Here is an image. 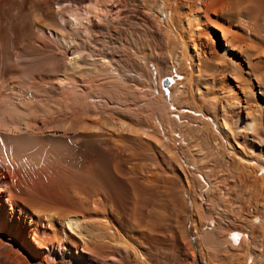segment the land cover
I'll list each match as a JSON object with an SVG mask.
<instances>
[{
    "label": "bare ground",
    "instance_id": "1",
    "mask_svg": "<svg viewBox=\"0 0 264 264\" xmlns=\"http://www.w3.org/2000/svg\"><path fill=\"white\" fill-rule=\"evenodd\" d=\"M45 125L108 133L123 150L132 133L200 202L229 197L232 176L253 208L215 203L216 217L203 203L194 260L264 264V0H0V264H188L183 231L158 253L122 196L55 191L43 164L68 138ZM218 159L220 171L205 165Z\"/></svg>",
    "mask_w": 264,
    "mask_h": 264
},
{
    "label": "rangeland",
    "instance_id": "2",
    "mask_svg": "<svg viewBox=\"0 0 264 264\" xmlns=\"http://www.w3.org/2000/svg\"><path fill=\"white\" fill-rule=\"evenodd\" d=\"M152 68L154 69L153 66H152ZM168 82H169L168 79L164 80V90L165 91L169 90V87L172 85L170 82L169 83ZM113 115L112 114L110 115L111 118L113 117L111 120H113L115 122L116 121L115 119H118L119 116L117 114L114 116ZM59 120H61V119H59ZM49 121H51V120H49ZM61 121L62 122H60V123L62 124L64 122V120H61ZM58 123H59V121H58ZM48 125H49V122H48ZM45 126H46L45 131H46L47 135L53 134L54 131H58V136L60 134V135H62V137H64V135L62 134L63 129L61 127L59 128V126H58L56 128V127H49L47 125H45ZM116 130L117 129H114V130H112V132L116 133L117 132ZM67 132L70 134V136L68 135V136L64 137V139L68 138L67 140H64V141H66L64 143L67 144V145L64 144L65 145L64 146L65 151H61V153L58 156L56 155L55 158H54L55 155H51V157L53 156V158H48V160L46 161V163L48 165L46 163L43 164L44 165L43 169H45V171L50 173L55 178L54 180H56L55 191L60 193L62 191L67 190L66 193L70 192V195L73 196L76 200H78V198L81 199L82 196L85 199L86 197H89V196L91 197V196H94L95 194L100 195L102 197V199L105 201V203L110 204V205H112L113 203H116L118 201V198H120V196H122L121 198H123L127 204L126 205V211L127 212L128 211L129 212H135V214H137L136 216L137 217L139 216L138 217L139 222L137 223L139 226V223L141 222V224H140L141 227H139V228L145 229L147 227V228H154L156 230L155 236L153 239L155 242L154 243L155 251H157L158 253H161L163 248L167 249L168 247H170L173 244V239H172L173 235L180 239V236H181L180 233H182L180 231H183V233H182V234H184L183 237H185L186 239L185 240L182 239V242H183L184 247L186 245L185 249H188V251H189V258L187 259V263L188 264H197L195 262L194 256H193V252H195V254H194L195 256L198 253L197 235L195 236L196 230L193 229V225L195 224V222H196V224H198L200 222L199 218L202 217V216H200V213L204 210L202 207L203 203L205 205V209L215 213L216 217H219L217 211L215 210V206L217 204L221 205L219 207L220 208L219 210H223V208H225L224 210H226V211L229 210V211H227L228 214H230L231 211H234V212H236L235 215H238L241 213H245V215H249L248 214L249 211L253 208V207H251V209H249L251 204L243 196V190H244L243 186L241 187L239 184L237 186V183H235L236 185H233L234 182H236V181L234 179H233L234 181H232L231 180L232 176H230V175L226 176L225 172H222V174L224 173L223 175L220 174L224 177L221 179L226 180V181H223V183L225 182L227 184L229 182V184H227V185H229V188L231 186V189H229V193L231 195L229 194V197L228 196L225 198L222 197L221 199L219 198L220 200H216V201L212 199V200H209L207 203L205 202V199L203 198L202 201L200 202L199 196H197V192H196V194H194V191L192 189L193 192L190 191L191 192L190 193L189 190L186 189V185L183 187L181 183L179 184L177 182L175 176H171L170 172L164 173V171L159 168L160 167L159 164L161 163L160 159L153 156L154 153L152 152V150L150 148H148V147L147 148H142V147L140 148L138 146L137 137L134 136L132 133L123 132L124 133L123 135L126 136L124 139H127L126 140V142H128L127 145L129 144V146H133V144H136L137 146L135 145L136 147L131 149V150H129V146H127L128 150H123L125 147L118 148V146L115 145V142H113L114 139H118V137H116V138L113 137L114 138L113 139L110 136V134H108V133H107V135L105 133V136H100V135L98 136L96 132L99 133L100 131H96V130L93 131L92 130V132L91 131H90V133L88 132L89 135L77 136V134H76V135L72 136V133H73L72 129L71 130L69 129V131H67ZM91 134H93V135H91ZM103 134H104V132L102 133V135ZM108 136H110V137H108ZM111 138H112V140H111ZM134 138H136V139H134ZM66 147H67V149H66ZM141 149H143V150H141ZM128 153H129V155H128ZM121 157H122V159H121ZM153 157H155V158H153ZM125 159H126V161H125ZM143 161H144L145 165H144ZM217 161L218 162L214 163V165H216V166H214L212 164V161H210V163H206L205 165H207V166L210 165V166H212L213 169L215 168L214 170L220 171L222 168L221 167L222 163H220V162L222 160L218 159ZM154 162L157 164L156 166H159V167L155 166V168H154V166H153V165H155ZM117 164L121 165V166H119V165L118 166L122 167L121 169H122L123 174H118L116 172V170H114L116 168ZM130 164H131L132 170L130 169ZM23 165H25V164H22L21 166L23 167ZM134 165H135V167H134ZM45 166H46V168H45ZM28 167H26V165H25V168L23 169V173L25 174L26 177L32 176L30 178H34L33 175H35V174H36L35 176H37V174H38V176L40 175V172H37L36 170H34L35 168L33 166H30V168H28ZM31 167H33V169ZM216 167H217V169H216ZM149 169H152V171L150 170V172H153V169H154V171L156 170L155 172L157 173L158 179L156 178L157 180H154V181H156L155 183H154V181H152L153 184L148 182L149 184L143 183V186H142L141 182H143L144 179H146L149 175H151L149 173L148 176L146 177ZM56 170H57V172H56ZM142 171H145L146 174ZM136 173H138V174H136ZM158 173L159 174L162 173V174L158 175ZM27 175H29V176H27ZM128 176L132 177V178L134 176L133 179H137L139 181L136 183V186L139 189V191L136 188L134 189V187H132V185L129 183V181H128L129 177ZM141 176H142V178H141ZM228 176H229V178H228ZM61 177H62V179H61ZM143 177H146V178H143ZM163 177H165V178H163ZM70 178H71V180H70ZM59 181H60V183H59ZM156 183H158V186ZM150 184H151V186H149ZM147 185H148V187H147ZM174 186L176 188H174ZM232 186H233V189H232ZM71 187H72V189H71ZM179 188H180V190H179ZM181 188H183V189H181ZM194 189H196V188H194ZM135 190L138 191L139 193L137 192L138 193L137 194L135 192ZM231 190H233V191H231ZM79 192H80V194H79ZM161 192L163 195L161 194ZM119 193H120V195H119ZM165 193H167V194H165ZM78 194H79V196H78ZM145 194H147V198H146ZM117 196H118V198H117ZM139 197L141 200L137 199ZM167 197H169V198H167ZM121 198H120V200H123ZM137 201H138V203H137ZM3 202L6 204L7 208L9 209L10 205L8 204L6 197L3 199ZM181 203H184V204L181 205ZM215 203H216V205H215ZM243 205H246V206H243ZM173 206L175 208H173ZM239 206L244 207V208L242 207L244 212L241 211V208ZM198 207H199V209H198ZM221 207H223V208H221ZM237 207H239V208H237ZM166 208L169 210H167ZM175 209H177L178 212ZM234 209H236V210H234ZM158 211H159V213H158ZM162 211H164V212H162ZM240 211H241V213H240ZM263 211L264 210H262V213H264ZM139 213L141 214V216ZM142 213H143V215H142ZM178 213H180V215ZM198 214H199V216H198ZM151 215H153V216H151ZM147 217H151L152 218V219L150 218L151 221L144 220ZM160 218H162V219H160ZM255 219L259 222V217L256 216ZM223 220H222V222L224 225L227 224L228 222H230V219H228V218H225ZM142 224H143V226H142ZM150 224H152L153 226ZM176 224H178V225H176ZM160 231H162V232H160ZM159 233H161V234H159ZM238 235H239L238 236L239 239L243 238L242 234L239 233ZM191 248L195 249V250H192ZM190 253H192V254L190 255Z\"/></svg>",
    "mask_w": 264,
    "mask_h": 264
}]
</instances>
